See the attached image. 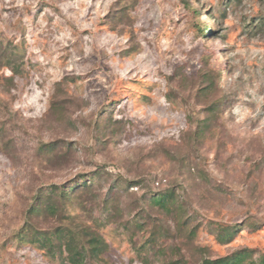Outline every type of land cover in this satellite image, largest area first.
Masks as SVG:
<instances>
[{"label":"rangeland","instance_id":"rangeland-1","mask_svg":"<svg viewBox=\"0 0 264 264\" xmlns=\"http://www.w3.org/2000/svg\"><path fill=\"white\" fill-rule=\"evenodd\" d=\"M8 41L24 60L0 67V264H60L16 233L81 175L66 215L34 223L93 225L107 264L264 256V0H0ZM167 190L170 210L150 199Z\"/></svg>","mask_w":264,"mask_h":264},{"label":"trees","instance_id":"trees-1","mask_svg":"<svg viewBox=\"0 0 264 264\" xmlns=\"http://www.w3.org/2000/svg\"><path fill=\"white\" fill-rule=\"evenodd\" d=\"M203 35H209V30L201 27ZM211 31V30H210ZM22 49L13 42L0 43V67H9L13 73L19 74L22 71L23 63ZM13 76L9 79L12 81ZM220 101L214 102L209 106L211 116L203 118L199 123L197 135L203 136L206 130L216 117L217 112L221 109ZM56 106V104H55ZM53 104V107L56 108ZM213 115V116H212ZM49 144H43V148ZM51 145V144H50ZM92 178L88 175H81L79 181H74L71 185L51 184L40 190L35 197L34 202L28 209V215L32 221L27 222L21 231L16 233V237L23 241L29 242L39 249L43 250L45 255L51 261H59L60 264H107L103 258L109 249V244L103 234L93 225L75 222L73 215L67 219V223L59 224L56 227L43 229L36 223L35 219L56 218L66 215L67 203L73 200V192L76 189H88L92 185ZM152 203L161 208L170 210L174 205L175 194L171 190L154 193L150 197ZM239 228L225 226L222 227L218 234L221 242L232 241L238 233ZM153 251L159 252L156 248L154 236L149 239ZM253 254L249 249L239 250L231 255L217 259L205 258L200 264H264V256L260 260L252 259ZM179 261V260H178ZM171 262L170 264H181L182 261ZM148 264L147 261L144 262Z\"/></svg>","mask_w":264,"mask_h":264}]
</instances>
